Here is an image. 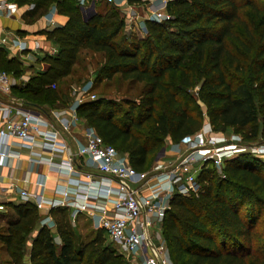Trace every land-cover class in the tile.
I'll use <instances>...</instances> for the list:
<instances>
[{
  "label": "trees",
  "instance_id": "obj_1",
  "mask_svg": "<svg viewBox=\"0 0 264 264\" xmlns=\"http://www.w3.org/2000/svg\"><path fill=\"white\" fill-rule=\"evenodd\" d=\"M17 3L33 5L23 15L28 23L45 15L51 6L67 22L42 31L57 44V52L39 57L37 62L47 64V69L13 91L37 108L44 104L55 107L57 101H64L56 87L75 74L80 52L100 54L102 61L91 78L94 89L103 84L102 90L107 91L116 81L115 92L123 84L127 90L139 84V94L137 98H117L95 93L97 98L79 104L76 113L106 143L126 153L137 171L149 168L152 155L166 141L179 143L203 124L191 109L189 90L194 81L184 63L189 58L203 76L199 94L213 130L251 126L248 138L264 137V0H168L169 19L146 20L144 39L126 35L125 21L114 6L100 9L95 3L96 12L85 16L77 0ZM241 8L262 18L251 63L253 83L242 79L245 64L231 53L227 41L234 35ZM244 47L245 53L251 51ZM0 70L17 77L21 62L0 51ZM196 182V192L171 194L162 218L161 232L172 263L247 264L254 254L264 260V162L239 155L224 160L220 173L206 164ZM3 206L0 251L6 259L2 264H125L123 256L105 243L102 229L88 240L81 239L66 208L47 211L60 239L57 245L50 228L40 224L42 214L35 205L10 201Z\"/></svg>",
  "mask_w": 264,
  "mask_h": 264
},
{
  "label": "built area",
  "instance_id": "obj_2",
  "mask_svg": "<svg viewBox=\"0 0 264 264\" xmlns=\"http://www.w3.org/2000/svg\"><path fill=\"white\" fill-rule=\"evenodd\" d=\"M97 1L99 0H77L85 16L92 15V5ZM167 2L168 0H157L155 8L143 19L134 10L131 15L132 28H144L146 20L161 22L169 19ZM4 9H10V5L4 4ZM18 47L21 48V45L18 44ZM13 85V76L0 70V97H7ZM51 87L54 88V84ZM75 92L76 98L69 107L73 118L79 104L97 98L93 92L92 80L77 87ZM73 120H63L60 123L61 130H58L38 114L12 109L7 102H1L0 167L14 153L10 143L12 138L26 143L31 151L39 144L51 154L66 152V159L63 161L46 159L50 168L67 175L59 197L46 199L42 192L31 194L26 189L18 191L19 197L24 202L35 205L40 212L72 207V221L82 211L97 213L99 228L118 247L119 253L129 264H173L165 239L160 230L154 228L157 223L162 222L168 208V199L174 191L184 195L197 191L196 175L204 165L211 164L219 168L224 160L239 155H251L264 162V143L246 144L225 139L206 121L196 133L183 137L177 143V160L170 167L155 173L137 171L112 144L106 143L90 127L84 131V141L72 152L64 134L70 133ZM76 156L84 158L92 166L91 169L102 174L100 180L94 176V170L79 177ZM30 160L35 162L36 159ZM37 185L43 187L41 179L37 181ZM99 199L100 203L97 201ZM2 210L4 206L0 204V211ZM52 221L51 216L46 213L40 219V224L48 226Z\"/></svg>",
  "mask_w": 264,
  "mask_h": 264
},
{
  "label": "crops",
  "instance_id": "obj_3",
  "mask_svg": "<svg viewBox=\"0 0 264 264\" xmlns=\"http://www.w3.org/2000/svg\"><path fill=\"white\" fill-rule=\"evenodd\" d=\"M140 1L141 2L138 4L128 3L126 0H114L111 3H106L105 0H99L96 3L97 8L99 7L100 9L106 6H114L117 8L125 21L124 31L130 32V29L132 28L131 15H133V11L135 10L140 15L141 12H143V15L145 16L153 10L157 4V0ZM6 3L10 5V9L8 10L4 9V4ZM0 5V51L8 58L18 59L21 62L22 69L21 74L17 77L10 73L14 78V85L11 93L7 97H0V103L7 102L10 104L12 109L16 108L35 112L43 119L53 124L58 130H61L60 123L63 120L74 119L70 133L64 134V137L70 146V150L75 152L77 146L84 141V131L87 127H89L84 119L79 117L77 113L73 118V112L69 107L66 108L65 106L54 107L50 104H44L43 106L37 108L26 102L24 98L18 96L13 91L14 87L24 84L37 72L47 69V64L39 63L37 62V59L44 54H55L58 47L54 41L48 40L45 35L42 34V31L50 30L56 26L65 25L67 17L65 15L58 14L54 6H51L45 15L32 23H28L23 19V15L27 10L32 8V4H18L17 0H0ZM95 5L94 13L96 12ZM18 44L21 45V48L18 47ZM94 71L95 69L90 71L89 74L91 75L88 80H92L91 78ZM95 89L93 86L94 92ZM10 143L14 153L7 159L6 164L0 167V204L3 205L4 203L10 201L16 203L24 202L18 194L20 189H26L31 194L42 192L46 199L59 197L60 191L65 186L67 175L50 168L46 159L51 158L52 161L55 162L63 161L66 159V152H54L51 154L48 149L39 144L31 151L28 145L18 138L10 139ZM174 151V154H176L178 150ZM171 152L173 151H166L163 158ZM121 155L128 159L126 153H121ZM30 158L36 159L35 162H32ZM161 160H156V158L153 159V162L155 163L154 168L156 165L163 164V161ZM76 162L78 165L77 168L79 177H83V174L89 170H94L93 174L96 179L100 180L103 176L95 169H91L92 166L88 164L84 158L76 156ZM40 179L43 184V187L41 188L37 185V181ZM97 201L100 203V199ZM66 210L69 215L70 223L73 226L74 221L71 220L73 208L68 207ZM46 213L47 211H41L42 217H44ZM82 216L88 218L90 223H92L95 228L100 229L97 213L95 214L94 212L91 214L88 213V211H82L78 213L75 220H78V218ZM48 227L54 235L55 243L60 245V239L55 232V225L53 221L48 225ZM161 231L160 224V233L162 234Z\"/></svg>",
  "mask_w": 264,
  "mask_h": 264
},
{
  "label": "rangeland",
  "instance_id": "obj_4",
  "mask_svg": "<svg viewBox=\"0 0 264 264\" xmlns=\"http://www.w3.org/2000/svg\"><path fill=\"white\" fill-rule=\"evenodd\" d=\"M106 3H111L105 0ZM239 12V20L234 24V35L231 38H228V47L230 48L231 53L239 58L243 59L242 61L245 64V75L242 77L245 81L248 83H253V75L251 73V66H252V59H253V52L256 50V47L258 46L259 42V36L262 29V18L259 16H256L254 12L249 8H241L238 10ZM144 15L143 12H141V18L143 19ZM127 36H135L139 37L141 39H144L147 35L146 28H138L135 26L132 28L130 32H126ZM235 37L238 38L235 39ZM241 41L242 43H240ZM244 46H247L250 48L249 53L244 52ZM102 61V57L100 54H95L93 52L88 51H81L78 60L77 65L75 66V74L68 77L67 79L63 80L57 85V89L59 93L62 94L64 97V101L61 99L59 102H56V106H65L66 108L70 107L73 103L74 99L76 98V92L74 93V90L81 86L82 84L86 83L87 80L90 78V71L93 69H97V65L100 64ZM186 65H188L189 69L192 72L193 75V81H194V87L190 89V94L192 95V101H191V109L195 111L198 115L201 116L203 123L208 121L207 115H206V108L203 103V100L201 98V95L199 94V87L201 86L203 82V76L195 69V62L193 58H189L184 61ZM228 74H232L235 76V78H239L235 74H233L231 69H226ZM82 76L81 79H77L78 77ZM142 85H135L131 88L126 89V85H121L120 92H115L118 88V84L116 81H113L111 83V88H109L107 91L102 90L103 84L98 86V88L95 89V93L98 95H101L100 92H106V94H110L113 96H116L117 98L121 97H129V98H137L140 88ZM94 92V91H93ZM261 124V118L259 115V125ZM250 127L246 126L243 128L240 127H227L224 129H216L215 132L217 134H222L225 139H230L233 141H239L242 143H264V137H258L255 139L248 138L247 136L250 133ZM261 128V125H260ZM263 139V140H260ZM165 152L172 150L173 152L166 155L165 158L164 155L160 157L159 160L163 161V164L156 165L154 168V162L153 159L157 155V153L152 155V158L150 159V166L146 170L148 173H155L156 171H161L163 169H166L170 167V165L174 164L177 160V155L174 154V150H178V144L177 143H171L170 141H166L164 143ZM183 148L180 149L182 151ZM164 152V153H165ZM162 165V166H161ZM217 171L221 172V167L216 168ZM161 224V223H160ZM160 224L157 223L156 228L154 230L158 229L160 230ZM73 227L75 228L76 232L80 235V238L83 240H88L91 238L94 234V232L97 230L92 223H90V220L86 217H80L78 220L76 219L73 223ZM106 237V244L112 247L116 253H119V249L117 246H115L112 242H110L109 238L104 234ZM253 251V250H252ZM6 259V256L3 252L0 251V264L3 263V261ZM125 261V260H124ZM125 264H129L125 261ZM247 264H264V260L260 258L259 255H252V257L248 260Z\"/></svg>",
  "mask_w": 264,
  "mask_h": 264
},
{
  "label": "water",
  "instance_id": "obj_5",
  "mask_svg": "<svg viewBox=\"0 0 264 264\" xmlns=\"http://www.w3.org/2000/svg\"><path fill=\"white\" fill-rule=\"evenodd\" d=\"M92 14H94V6H93V5H92ZM32 113L36 114L35 112H32ZM164 152H165V148L163 147V148H161L160 151L157 153V155H156V157H155L156 160L160 159V157L164 155Z\"/></svg>",
  "mask_w": 264,
  "mask_h": 264
}]
</instances>
